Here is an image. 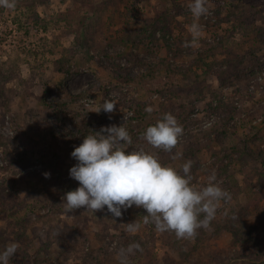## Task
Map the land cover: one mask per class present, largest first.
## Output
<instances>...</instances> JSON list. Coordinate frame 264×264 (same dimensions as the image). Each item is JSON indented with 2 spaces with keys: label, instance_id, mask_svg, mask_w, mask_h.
I'll use <instances>...</instances> for the list:
<instances>
[{
  "label": "rangeland",
  "instance_id": "rangeland-1",
  "mask_svg": "<svg viewBox=\"0 0 264 264\" xmlns=\"http://www.w3.org/2000/svg\"><path fill=\"white\" fill-rule=\"evenodd\" d=\"M37 1L16 0L14 8L0 6V250L10 242L19 243L10 264H119V248L133 242H139L142 251L131 256V264H264V197L258 200L245 191L264 187V161H238L219 176L222 161L216 159L230 146L243 147L242 127L250 124L262 126L263 140L261 136L255 140L253 149L264 151V42L256 40L264 28V0H245L240 6L235 0H207L209 12L199 18L190 11L191 0ZM234 9L255 12L250 23L245 22L247 27L239 20L222 22ZM37 16L44 28L38 27ZM193 22L203 26L195 41L190 31ZM154 28L158 29L157 49L149 52V32ZM76 35L92 58L77 60L66 78L54 70L53 61L63 49L75 45ZM128 35L144 45L137 51L129 46L126 56L118 58L115 41ZM102 47L110 57L100 56ZM136 54L149 63L158 56L184 66L183 73L168 83L165 68L157 80L118 79L127 71L118 65L130 67L128 56ZM139 69L135 65L131 71ZM242 69L261 73L235 86L224 85L234 71ZM86 90V96L73 98ZM44 93L48 99L70 102L75 113L92 119L98 115L99 129L128 125L143 101L152 106L155 123L165 113L177 117L183 105H194L192 117L198 121L190 128H210L219 117L206 113L209 103L216 104L220 97L234 101L235 119L222 121L229 132L224 143L214 142L216 132L223 129L211 130L195 156H183L181 138L170 152L154 148L143 136L132 137L130 145L154 152L160 159L173 158L175 150L182 155L167 164L181 169L191 160L195 167L204 166L208 174L194 182L198 185L206 184L214 171L231 199L221 201L209 227L186 238H178L174 231H157L153 223H141L139 231L128 232L124 223L134 221L130 213L137 211L142 216L136 220L142 222L146 214L142 207L122 209L121 217H114L106 206L96 211L67 209L65 193L79 186L69 175L77 161L70 155L67 139L51 145L48 134L53 129L60 132V127L56 115L40 103ZM105 98L117 103L114 110L95 112Z\"/></svg>",
  "mask_w": 264,
  "mask_h": 264
},
{
  "label": "clouds",
  "instance_id": "clouds-1",
  "mask_svg": "<svg viewBox=\"0 0 264 264\" xmlns=\"http://www.w3.org/2000/svg\"><path fill=\"white\" fill-rule=\"evenodd\" d=\"M15 3L16 0H0V6L7 8H14ZM190 11L195 18L207 14V0H191ZM202 30L203 26L197 22L190 25L193 41ZM116 105L115 101L105 98L95 112H112ZM152 110L150 105L145 108L149 113ZM183 132L184 127L177 117L165 113L162 119L149 125L142 136L154 148L170 152ZM132 143L124 123L102 126L99 131L85 135L70 154L77 163L70 168L69 175L79 186L65 193V207L96 211L106 206L114 217H121L122 209L133 205L142 207L146 210L142 222L135 219L124 223L130 233L139 231L141 223H153L157 231H174L178 238H186L196 235L202 227H209L221 201L231 199L215 172L208 176L206 184L198 185L193 183L191 175L193 161L187 160L177 169L162 163L154 152L131 148ZM49 175L45 173L46 177ZM18 247V242H10L0 250V264H10ZM136 251H142L139 242L120 247L119 264H131V256Z\"/></svg>",
  "mask_w": 264,
  "mask_h": 264
},
{
  "label": "trees",
  "instance_id": "trees-1",
  "mask_svg": "<svg viewBox=\"0 0 264 264\" xmlns=\"http://www.w3.org/2000/svg\"><path fill=\"white\" fill-rule=\"evenodd\" d=\"M23 1L25 2L28 0H23ZM175 1H180V0H175ZM235 1L237 2L236 4L240 6L243 4V1L245 0H235ZM37 2L39 4L44 3L43 0H38ZM252 7H254V5H252ZM254 14L255 12L253 10L239 13L234 9L232 11H229L228 15H225L224 19H222L224 21L222 22L225 21L232 22L234 20H239L240 25L243 27L245 26L244 25L245 22H249V20L253 18ZM162 20L163 19L160 20V23ZM40 21L41 19L37 16L36 22L38 27L40 26L39 25ZM40 27L44 28L42 27V25ZM161 29H164V27H161ZM157 30H158L157 28H154L153 31L149 32V36L151 37L150 38L151 43L150 45H148V49H147L149 52H153L154 50L157 49V45H156L157 39L155 37ZM258 32L259 33L256 37V40L264 42V28L259 29ZM77 36L78 35H76L75 40L78 39V41L75 43V45H73L70 48L63 49L61 52V56L53 61L54 70L58 74H63L66 78H69V76L73 73L75 68L74 63L77 60L79 61L80 59H86L89 61V59L92 58L90 56V52L83 47V45L79 42V37ZM141 45H144V43L135 41L134 39L131 38V35H128L127 37H123L122 39L115 41L114 46L116 51L114 52V54L118 58H123L126 56L125 50L127 47L131 46L132 49H136L137 51ZM109 46H111V44H109ZM120 47H122L123 49H120ZM259 52H261V49H256V53ZM99 54L100 56L105 54L104 56L110 57V53L107 51L106 47H102L100 49ZM128 61L131 63V66L128 68H124L118 65V68L121 71H124L125 69H127V71L125 73H121L116 76L118 79H128L127 80L128 82H135L139 80L141 81V80H146L148 78L157 80L158 77L160 78V75H158L159 71L161 70V68H165V77H166L165 81L166 83H168L170 82L169 80H171L172 76L177 74L178 75L182 74L183 73L182 70L184 67V66L183 67L179 66L178 64L173 62H168L162 58H159L158 56L156 58V62L154 63L143 61L139 54H136V57L134 58H130L128 56ZM241 63L243 62L241 61ZM135 65H140V69L137 71V73L131 71L132 66ZM257 67H259V71H260L261 67L253 64V68H257ZM258 73L261 72L258 71L255 72L250 69L246 71L243 69L236 72L234 71L231 77L226 82H224V85L229 87L235 86V83L237 84L242 81H248L255 75H258ZM87 92L89 91L86 90L78 95H74L73 98L77 99L80 97H84L87 94H89ZM45 94L46 93H44V95L40 99V103L45 110H48L49 113H54L56 115L55 123L57 127H60V132H56L55 129H53L48 134V136L50 135L52 147L56 146V142H58V139H63V140L67 139L70 145L69 152L71 153L74 150L75 146H78L79 144L82 143L84 136L89 134L90 131L100 130L98 127V122L96 121L97 119H99L98 115H93L92 117H94V119H92L86 117V115H83L82 113L79 112L75 113L73 112V110L70 109L69 106L70 102L61 98L48 99ZM146 106H149L147 102L144 101L139 102L137 104V107L134 109V116L132 117V119H130L128 125H125L132 137L142 136L143 132L149 125L155 124L154 111H152L151 113L146 112L145 111ZM195 108L196 106L194 105L193 106L183 105L181 107V110L177 113V119L179 123L182 124L184 127L183 135L180 137L181 141H183L185 145V152L183 155L184 157L195 156L196 154H198V152L204 145L203 144L204 140L209 138L211 134V130H215L217 128L223 129V131L216 132L217 135L215 136L214 142L218 144L224 143V138L227 136V134H229V132L227 130H224L225 126L222 123V121L223 119H226L228 121L234 120L238 110V107L234 101L229 102L226 98L224 99L220 97L216 104H214V102L209 103V109L207 108L208 110L206 112L208 113L209 116L219 117V121H216V123L210 128H201L194 130L191 129L190 126L195 124L193 122L198 121V118L192 117ZM136 125L140 126L141 130H137L135 128ZM260 127L262 126H256L253 124H250L248 127L243 126L242 132H244L246 138L245 140H243L244 143L243 147L238 148L237 146L233 145L226 148V151L222 156H216L217 160L222 161L221 166L218 169V172L220 174L219 176L225 174L229 170V167L233 166L238 161H243V160L248 161L250 159L264 161L263 149L262 148L257 150L253 149V146L257 145V143H255V140H258L260 136H261V141L263 140L261 134L262 129H260ZM209 147H210V143L206 145V148ZM173 152L172 155L174 158L177 155V153L175 150ZM173 158L167 157L166 159L161 158L160 160L162 163L167 164L169 161L173 160ZM206 174H208V172L206 171V168L204 166L195 167L192 165L191 175L193 177V183L199 177L204 176ZM249 190L251 191L249 192ZM245 191L249 197L253 196L254 198H258V200L264 197V187L254 186L253 188H248V189L246 188ZM132 207H137V206L133 205ZM130 214H131L130 218L132 220H135L142 216V213L141 212L138 213V211L132 212Z\"/></svg>",
  "mask_w": 264,
  "mask_h": 264
}]
</instances>
